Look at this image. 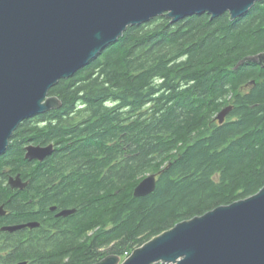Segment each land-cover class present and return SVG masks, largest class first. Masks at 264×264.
Wrapping results in <instances>:
<instances>
[{"label": "trees", "instance_id": "16d2710c", "mask_svg": "<svg viewBox=\"0 0 264 264\" xmlns=\"http://www.w3.org/2000/svg\"><path fill=\"white\" fill-rule=\"evenodd\" d=\"M263 53L264 0L236 19L205 12L129 26L61 79L50 90L61 107L23 121L0 154V227L41 223L28 240L6 239L0 264L125 259L179 222L258 193L264 64L249 58ZM52 143L43 161L26 159L27 145ZM160 171L152 193L134 195ZM18 174L24 190L8 183ZM52 206L75 212L61 222Z\"/></svg>", "mask_w": 264, "mask_h": 264}, {"label": "water", "instance_id": "95a60500", "mask_svg": "<svg viewBox=\"0 0 264 264\" xmlns=\"http://www.w3.org/2000/svg\"><path fill=\"white\" fill-rule=\"evenodd\" d=\"M263 0H0V154L4 153L20 124L38 114L61 107L50 90L70 78L116 42L124 31L157 16L177 22L205 12L232 19ZM249 60L264 64V53ZM232 106L221 110L222 123ZM26 159L43 161L54 151L29 144ZM163 171L150 173L134 189L146 196L156 188ZM24 189L21 175L8 180ZM75 210H63L68 216ZM6 214L0 207V216ZM40 223L9 225L14 232ZM264 264V187L256 194L173 228L134 249L122 259L109 254L94 264Z\"/></svg>", "mask_w": 264, "mask_h": 264}, {"label": "flooded vegetation", "instance_id": "af4514ba", "mask_svg": "<svg viewBox=\"0 0 264 264\" xmlns=\"http://www.w3.org/2000/svg\"><path fill=\"white\" fill-rule=\"evenodd\" d=\"M24 181V180H23ZM26 188V187H25ZM24 188V189H25ZM17 189H19V188H17ZM24 189H20V190H24ZM66 209H69V210H75L74 208H72V207H69V208H62L61 207V209L59 210V209H57V207L56 206H52L51 208H50V211H51V214L53 213L54 214V217L57 219V220H59V219H61V222H63V220L64 219H66V218H68V216H64V215H60L59 213L60 212H62L63 210H66ZM6 214H7V211H6ZM5 214V215H6ZM73 214V213H72ZM47 219H50V216H48V217H44V220H47ZM29 222H32V221H29ZM29 222H27V223H29ZM35 222H38V223H40L39 221H35ZM26 224V223H25ZM16 225H18V224H16ZM40 225H41V223H40ZM5 226H9V225H5ZM2 227H4V226H1L0 227V232H4V233H6L5 235H3V236H0V242H1V246H0V262L2 261V259H3V257H6V255L10 252V250L12 249V247L13 246H11V244H5V241H6V239H11V238H16V236H15V234H17V232H24V233H21V234H26L27 236L26 237H24V239H26V240H28L30 237H31V233H32V231H33V229H35V228H30V227H24V228H22V229H19V230H16V231H14V232H9V231H6V230H2ZM39 227V226H38ZM47 230H51L52 231V228H49V229H47ZM53 231L54 232H56L54 229H53ZM53 232V233H54ZM93 233V230H91V231H88V235H91ZM29 234V235H28ZM6 236V237H5ZM18 264H23V263H18ZM24 264H27V263H24Z\"/></svg>", "mask_w": 264, "mask_h": 264}, {"label": "bare ground", "instance_id": "6f19581e", "mask_svg": "<svg viewBox=\"0 0 264 264\" xmlns=\"http://www.w3.org/2000/svg\"><path fill=\"white\" fill-rule=\"evenodd\" d=\"M53 144V143H52ZM30 223V222H29ZM36 223H38V222H36ZM40 226V225H39ZM102 260V259H101Z\"/></svg>", "mask_w": 264, "mask_h": 264}]
</instances>
